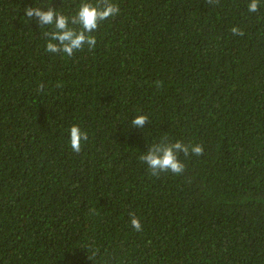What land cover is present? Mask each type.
Segmentation results:
<instances>
[{"label":"trees","instance_id":"1","mask_svg":"<svg viewBox=\"0 0 264 264\" xmlns=\"http://www.w3.org/2000/svg\"><path fill=\"white\" fill-rule=\"evenodd\" d=\"M0 264H264V0H0Z\"/></svg>","mask_w":264,"mask_h":264}]
</instances>
